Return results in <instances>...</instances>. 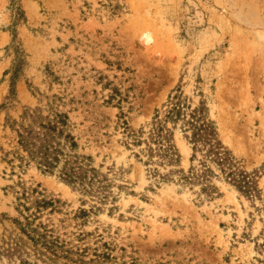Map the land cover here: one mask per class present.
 Here are the masks:
<instances>
[{
    "label": "rangeland",
    "instance_id": "rangeland-1",
    "mask_svg": "<svg viewBox=\"0 0 264 264\" xmlns=\"http://www.w3.org/2000/svg\"><path fill=\"white\" fill-rule=\"evenodd\" d=\"M13 35L27 53L20 64ZM178 88L192 107L206 103L256 191L241 192L214 162L212 173L192 176L193 164L205 168L192 163L181 121L168 123L179 161L156 154L146 163L145 143L134 144L122 120L148 132ZM54 95L69 112L76 153L95 168L85 189L59 170L2 161L13 138L6 121ZM20 178L60 200L39 220L56 255L16 222L11 186ZM22 259L264 264V0H0V264Z\"/></svg>",
    "mask_w": 264,
    "mask_h": 264
},
{
    "label": "trees",
    "instance_id": "trees-1",
    "mask_svg": "<svg viewBox=\"0 0 264 264\" xmlns=\"http://www.w3.org/2000/svg\"><path fill=\"white\" fill-rule=\"evenodd\" d=\"M16 39V35H13V44L9 49L13 50L20 64L27 53L22 42ZM14 93L12 83L10 84V96ZM57 100L60 98L54 95L46 105L26 107L19 119L11 118L6 121L5 127L11 130L13 138L9 141L10 149L2 148V161L11 164L13 168L15 162L18 161L16 166L20 171H25L31 163H34L42 172L54 173L59 170L60 176L65 181L78 184L85 189L87 178L90 182L93 179L88 177V173L95 171V168H89L90 163L85 164L83 161L91 160V156L76 153L79 144L70 131L69 112L60 109ZM179 121H181V129L185 137L192 144V163L199 160L201 166L205 168L202 173H199V169L193 164L189 170L192 176L199 177L205 172L212 173L207 162H214L241 192L256 191L257 188L250 174L236 166L231 152L222 144L218 128L209 116L206 103L200 102L198 106L192 107L180 88L174 94L169 95L168 101L162 106V112L159 109L156 110L148 132L144 128L133 129L124 118L122 125L126 136L134 144L141 146L145 143L148 152L147 164L153 161L156 154L168 161L178 162L180 154L174 143V134L168 128V123L178 124ZM146 133H148L147 137L144 136ZM199 154L202 158H199ZM137 156L139 157L138 154ZM11 187L14 188L17 200L16 208L22 217V219L16 218V222L31 240L47 248L50 254L56 255L55 250L51 248L56 240H49L50 230L39 220L45 210L49 208L54 210L60 200L46 194L39 184L27 185L22 178ZM40 255H46L48 260L53 259L52 256L42 252ZM21 261L24 264H40L27 259ZM43 262L46 261L43 260Z\"/></svg>",
    "mask_w": 264,
    "mask_h": 264
},
{
    "label": "bare ground",
    "instance_id": "bare-ground-1",
    "mask_svg": "<svg viewBox=\"0 0 264 264\" xmlns=\"http://www.w3.org/2000/svg\"><path fill=\"white\" fill-rule=\"evenodd\" d=\"M183 147H185V146H183Z\"/></svg>",
    "mask_w": 264,
    "mask_h": 264
}]
</instances>
